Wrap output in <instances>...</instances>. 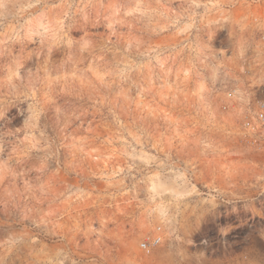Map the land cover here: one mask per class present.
I'll return each instance as SVG.
<instances>
[{
  "label": "rangeland",
  "instance_id": "obj_1",
  "mask_svg": "<svg viewBox=\"0 0 264 264\" xmlns=\"http://www.w3.org/2000/svg\"><path fill=\"white\" fill-rule=\"evenodd\" d=\"M228 92L264 99V0H0V264H264Z\"/></svg>",
  "mask_w": 264,
  "mask_h": 264
},
{
  "label": "built area",
  "instance_id": "obj_2",
  "mask_svg": "<svg viewBox=\"0 0 264 264\" xmlns=\"http://www.w3.org/2000/svg\"><path fill=\"white\" fill-rule=\"evenodd\" d=\"M232 98V92H228V101L223 104V109L232 108L234 111L242 113L241 119L233 125L231 130L233 146L240 149L242 159H252L256 167L264 168V99L256 101L253 108L243 111L241 102ZM186 180H188L185 181L187 186H192L190 178ZM205 188L209 193L207 195L213 196L215 205L226 206L233 203L221 193L217 185ZM205 194L203 192L202 196ZM159 242V237L148 238L145 242L140 243V247L146 253H150L152 246Z\"/></svg>",
  "mask_w": 264,
  "mask_h": 264
}]
</instances>
